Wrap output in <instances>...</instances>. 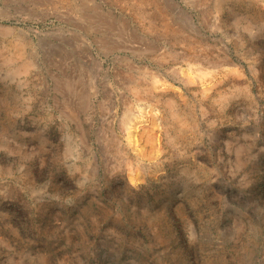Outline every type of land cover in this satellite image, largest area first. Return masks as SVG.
Wrapping results in <instances>:
<instances>
[{"label":"rangeland","instance_id":"obj_1","mask_svg":"<svg viewBox=\"0 0 264 264\" xmlns=\"http://www.w3.org/2000/svg\"><path fill=\"white\" fill-rule=\"evenodd\" d=\"M85 1L0 0V264H264V0Z\"/></svg>","mask_w":264,"mask_h":264},{"label":"bare ground","instance_id":"obj_2","mask_svg":"<svg viewBox=\"0 0 264 264\" xmlns=\"http://www.w3.org/2000/svg\"><path fill=\"white\" fill-rule=\"evenodd\" d=\"M138 0H136L135 2H134V4L136 5V9L137 10H139L138 11V14H140L143 18L144 17H146L147 15L149 16L150 15V13L149 12H147V10L145 9V8H143V7H139V6H137V4H141L140 3V1H138ZM82 2H83V4L85 3L86 5L89 3H87L85 0H82ZM88 7H86V10L87 11H89L90 12V14H92L93 16H94V18H97L98 20H99V22L100 21H103V23L105 24V23H110V24H114V22L112 23V21H113V19L110 17V15H108L109 13H103L102 11H100L99 10V8L96 6V5H87ZM85 7V6H84ZM83 8V7H82ZM82 12V11H81ZM88 12V13H89ZM83 13V12H82ZM87 13V12H86ZM87 13V14H88ZM79 14H81V13H79ZM84 14V13H83ZM82 15V14H81ZM80 15V16H81ZM153 15V14H152ZM77 16H78V14H77ZM91 16V15H90ZM92 16V17H93ZM81 17H83V16H81ZM86 18V17H85ZM93 18V19H94ZM79 19V18H78ZM84 19V18H83ZM85 20V19H84ZM86 20H88V19H86ZM76 23V22H75ZM80 24V23H79ZM100 24V23H99ZM102 24V23H101ZM74 25V24H73ZM81 26V25H80ZM115 26H117V25H115ZM118 26H120V24L118 25ZM79 27V26H78ZM105 27H107V26H105ZM121 27V26H120ZM82 28V27H81ZM123 28H125V27H123ZM113 29V28H112ZM119 34H120V32H119ZM122 34V33H121ZM110 43V42H109ZM113 45V44H112ZM187 53V52H186ZM190 54V53H189ZM131 70V69H130ZM142 72V71H141ZM141 76V75H140ZM147 79V78H146ZM129 83V82H128ZM143 97V96H142ZM160 100V99H159ZM130 111V110H129ZM131 115H132V113H131ZM130 115V116H131ZM126 117H128V116H126ZM131 118V117H130ZM127 129V128H126ZM130 129V128H129Z\"/></svg>","mask_w":264,"mask_h":264}]
</instances>
